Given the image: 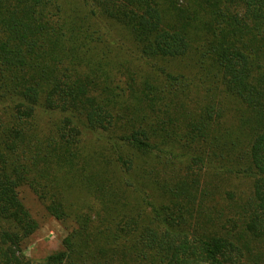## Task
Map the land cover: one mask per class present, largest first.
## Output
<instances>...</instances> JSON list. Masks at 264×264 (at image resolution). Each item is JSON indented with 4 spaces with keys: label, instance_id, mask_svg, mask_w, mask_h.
I'll use <instances>...</instances> for the list:
<instances>
[{
    "label": "trees",
    "instance_id": "1",
    "mask_svg": "<svg viewBox=\"0 0 264 264\" xmlns=\"http://www.w3.org/2000/svg\"><path fill=\"white\" fill-rule=\"evenodd\" d=\"M0 264H264V0H0Z\"/></svg>",
    "mask_w": 264,
    "mask_h": 264
},
{
    "label": "rangeland",
    "instance_id": "2",
    "mask_svg": "<svg viewBox=\"0 0 264 264\" xmlns=\"http://www.w3.org/2000/svg\"><path fill=\"white\" fill-rule=\"evenodd\" d=\"M19 197L29 211L38 229L22 244L23 256L33 261H39L46 256L60 251L62 241L67 235V227L46 215L42 205L27 188H21Z\"/></svg>",
    "mask_w": 264,
    "mask_h": 264
}]
</instances>
